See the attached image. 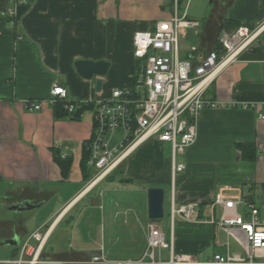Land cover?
<instances>
[{
    "label": "crops",
    "instance_id": "obj_1",
    "mask_svg": "<svg viewBox=\"0 0 264 264\" xmlns=\"http://www.w3.org/2000/svg\"><path fill=\"white\" fill-rule=\"evenodd\" d=\"M193 2L0 0V264H17L21 257V264H114L122 259L115 256L120 253L110 244L107 227L122 214L126 225L145 224L139 232L142 244L125 256L139 259L148 245L150 187L166 192L169 187L177 205L210 204L222 192L242 200L238 211L244 215L246 203H253L264 220L258 203V197H264V119L259 116L264 112V61L239 60L207 89L206 97L224 106L202 111L196 142L177 157L186 169L176 175L171 144L155 140L87 189L97 174L85 156L94 134L93 108L78 117L56 116V104L46 102L56 84L67 87L72 99H108L116 88L134 89L139 64L134 33L151 30L175 14L199 22L182 29L178 43L180 58L195 65L211 51L221 50L224 32L264 22V0H212L209 5L202 0L203 9H192ZM10 8L15 10L12 16ZM260 40L249 52H262ZM78 59L107 60L111 66L105 76L86 79L77 71ZM98 78L103 81L100 90ZM25 100L45 105L28 111ZM55 153L70 161L66 174ZM110 179L121 185L101 188ZM124 184L145 194V213L137 218L117 197L130 189ZM26 201L33 208L13 209ZM83 220L101 222V245L95 239L71 237L73 224ZM128 235L136 237L135 232ZM223 235L227 236L218 225L187 223L178 217L174 251L207 261L228 252L219 242ZM171 238L170 228L167 240ZM94 256H104L110 263H92Z\"/></svg>",
    "mask_w": 264,
    "mask_h": 264
},
{
    "label": "built area",
    "instance_id": "obj_2",
    "mask_svg": "<svg viewBox=\"0 0 264 264\" xmlns=\"http://www.w3.org/2000/svg\"><path fill=\"white\" fill-rule=\"evenodd\" d=\"M9 14H15L13 8ZM199 24L197 20L174 15L159 20L151 30L134 33V55L139 60L134 89L116 88L108 99H72L67 87L54 85L46 101L50 105L62 103L74 113L84 105H92L94 134L91 139L90 164L97 174L87 189L118 168L150 141L169 142L172 146L173 175L186 169L177 157L185 153L198 137L199 119L205 108L224 106L210 100L205 93L215 79L240 57L251 51L260 40L264 22L255 28L240 25L220 38V51H211L200 63L182 60L179 56V35L182 29ZM264 53V39H261ZM45 101L25 100L28 111H40ZM248 107V105H245ZM264 119V112L260 113ZM242 200L218 192L210 204L189 202L177 205L174 193L170 199L172 238L167 240L157 221L148 224V245L142 257L136 260H114V264H264V220L253 203H246L247 214L238 211ZM218 210V213H217ZM187 223H206L219 228L236 240L246 256L231 253L227 243L226 254L199 261L194 256L174 251L176 218ZM27 247L23 249L25 253ZM170 257L165 259L163 251ZM23 258L15 262L21 264ZM110 263L104 256H94L92 263Z\"/></svg>",
    "mask_w": 264,
    "mask_h": 264
},
{
    "label": "rangeland",
    "instance_id": "obj_3",
    "mask_svg": "<svg viewBox=\"0 0 264 264\" xmlns=\"http://www.w3.org/2000/svg\"><path fill=\"white\" fill-rule=\"evenodd\" d=\"M212 0H204L205 5H209V3ZM195 6H200V8L203 9L202 6V0H194L193 2V8ZM172 155V154H171ZM168 156H170L168 154ZM172 157V156H170ZM121 166V165H120ZM121 185V183L114 181V179L107 180L103 183L102 187L104 190H107L108 188H111L112 190L114 187ZM125 187H129L130 189H127L124 193H118V199L123 201L124 205H130V214H134L135 217L140 216L141 213H145L146 209V198L144 193H139L137 189H133V187L128 186L127 184H124ZM260 201H258L262 213L264 215V197L263 199L258 197ZM127 216V215H126ZM125 216L122 214V216L118 219H116L115 223H112L111 226L107 227V234L110 244L114 245L115 251L119 252L120 255L115 254V256L120 257L122 260H125L127 257L130 256L127 255L129 252L133 251V247H138L142 244L143 237L140 235L139 232L143 231L145 229V224L141 225V223L136 222L135 225L132 224H124V218ZM77 221V218H76ZM73 222V223H76ZM85 221L88 223L89 220H83V222L78 221V224H73V231L71 233V237L73 235L75 236H83L84 241L89 239H95L99 242V244H102V224L101 222L98 223L97 221L92 224H86ZM161 222V226L165 233H167V237L169 238L170 235V228H171V216H170V191L169 187H167L166 192V200H165V215L163 218L159 219ZM133 228L134 230H132ZM136 233L135 239L130 238L128 234ZM166 237V238H167ZM167 238V239H168ZM221 244L224 245L225 249H227V243H229L230 250L232 253H242L243 256H246L242 248L239 246V244L236 242V240L232 237L227 238V236L223 235L220 238ZM69 244V243H68ZM163 257L165 259H168L170 256L168 254V250L163 251ZM134 258V257H133Z\"/></svg>",
    "mask_w": 264,
    "mask_h": 264
},
{
    "label": "water",
    "instance_id": "obj_4",
    "mask_svg": "<svg viewBox=\"0 0 264 264\" xmlns=\"http://www.w3.org/2000/svg\"><path fill=\"white\" fill-rule=\"evenodd\" d=\"M241 60H262L264 61L263 52H246ZM78 73L86 79H92L96 76H105L110 69L111 63L107 60L78 59L75 62ZM103 81L96 80L97 90L102 87ZM166 191L163 187H150L148 189V216L151 220H159L165 215ZM33 206L28 202L18 204L13 207L16 210L31 209Z\"/></svg>",
    "mask_w": 264,
    "mask_h": 264
},
{
    "label": "trees",
    "instance_id": "obj_5",
    "mask_svg": "<svg viewBox=\"0 0 264 264\" xmlns=\"http://www.w3.org/2000/svg\"><path fill=\"white\" fill-rule=\"evenodd\" d=\"M92 107H93L92 105H84V106L78 108L74 113H69V112H67L64 109L62 103H57L56 106H55V114H56V116H61V115L68 114V115H71L72 117H78V116H80V113L82 111H84L86 108H92ZM90 145H91V142L87 143V145L85 147V156H86V159H88L89 161H90V157H91ZM56 154L57 153H55V159L61 165L63 173L66 174L67 170H68V167L70 165V161L69 162L65 161V160L61 159ZM90 168H91V165H90ZM89 173L91 174V171H89ZM90 174L87 175V176L91 177Z\"/></svg>",
    "mask_w": 264,
    "mask_h": 264
}]
</instances>
